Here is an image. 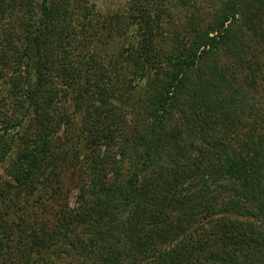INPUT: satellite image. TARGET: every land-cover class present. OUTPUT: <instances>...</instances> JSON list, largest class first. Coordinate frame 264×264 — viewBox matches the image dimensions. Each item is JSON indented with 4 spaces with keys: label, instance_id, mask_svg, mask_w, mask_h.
<instances>
[{
    "label": "trees",
    "instance_id": "1",
    "mask_svg": "<svg viewBox=\"0 0 264 264\" xmlns=\"http://www.w3.org/2000/svg\"><path fill=\"white\" fill-rule=\"evenodd\" d=\"M167 5L0 0V264H264V0Z\"/></svg>",
    "mask_w": 264,
    "mask_h": 264
},
{
    "label": "rangeland",
    "instance_id": "2",
    "mask_svg": "<svg viewBox=\"0 0 264 264\" xmlns=\"http://www.w3.org/2000/svg\"><path fill=\"white\" fill-rule=\"evenodd\" d=\"M90 3H96L98 4L100 7L102 8H122L124 9L125 7L128 6V4H130L132 2V0H89ZM167 2L168 0H160V7L163 6L165 8H168V5H167ZM171 9H169L170 11ZM176 12L175 11L173 14H172V18L176 21L177 20V17H176ZM173 23V22H172ZM255 94L256 96L259 98V97H264V91H260V92H256L255 91ZM0 177H3V170L1 169L0 167ZM76 200V195H73L72 197V203L74 205V201Z\"/></svg>",
    "mask_w": 264,
    "mask_h": 264
}]
</instances>
